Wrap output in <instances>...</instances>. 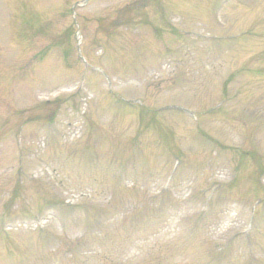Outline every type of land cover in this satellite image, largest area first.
<instances>
[{"label":"rangeland","instance_id":"rangeland-1","mask_svg":"<svg viewBox=\"0 0 264 264\" xmlns=\"http://www.w3.org/2000/svg\"><path fill=\"white\" fill-rule=\"evenodd\" d=\"M0 0V264H264V0Z\"/></svg>","mask_w":264,"mask_h":264}]
</instances>
